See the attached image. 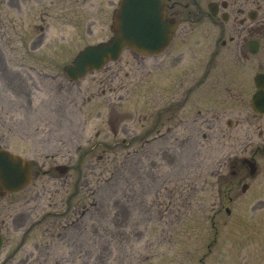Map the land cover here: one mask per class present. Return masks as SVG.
Here are the masks:
<instances>
[{
    "label": "rangeland",
    "instance_id": "374dc122",
    "mask_svg": "<svg viewBox=\"0 0 264 264\" xmlns=\"http://www.w3.org/2000/svg\"><path fill=\"white\" fill-rule=\"evenodd\" d=\"M18 2L0 0V145L33 164L6 196L34 206L28 264H264V212L250 206L264 189H220L219 154L197 127L179 129L185 142L151 139L147 60L126 52L66 77L79 50L111 36L118 0Z\"/></svg>",
    "mask_w": 264,
    "mask_h": 264
},
{
    "label": "flooded vegetation",
    "instance_id": "af4514ba",
    "mask_svg": "<svg viewBox=\"0 0 264 264\" xmlns=\"http://www.w3.org/2000/svg\"><path fill=\"white\" fill-rule=\"evenodd\" d=\"M7 1L18 8V0ZM160 12L163 28L160 41L153 40L155 47L142 54L124 46L107 65L128 58L126 52L138 68L148 61L152 140L185 142L191 136H179V129L197 127L219 154L214 175L220 189L241 183L243 191H262L264 93L259 103L253 98L259 87L264 90V0H160ZM19 68L24 80L28 67L23 62ZM117 68L121 71L122 64ZM21 190L0 188V250L20 235L1 264H28L32 254L24 243L34 206L27 198H6ZM250 206L264 212V199Z\"/></svg>",
    "mask_w": 264,
    "mask_h": 264
},
{
    "label": "water",
    "instance_id": "95a60500",
    "mask_svg": "<svg viewBox=\"0 0 264 264\" xmlns=\"http://www.w3.org/2000/svg\"><path fill=\"white\" fill-rule=\"evenodd\" d=\"M160 0H120L115 10L112 29L114 35L105 42L87 45L80 50L72 64L65 67L67 76L76 80L88 71L100 69L109 60L118 58L123 46L147 53L155 47L154 39H161ZM264 90L259 87L253 102L259 103ZM32 163L27 158L0 146V188L3 192L16 191L30 182ZM56 169L66 173L68 166Z\"/></svg>",
    "mask_w": 264,
    "mask_h": 264
}]
</instances>
